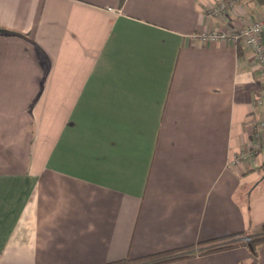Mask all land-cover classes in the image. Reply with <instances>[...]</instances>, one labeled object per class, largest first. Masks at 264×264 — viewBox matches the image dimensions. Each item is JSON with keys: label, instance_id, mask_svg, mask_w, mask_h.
<instances>
[{"label": "crops", "instance_id": "obj_1", "mask_svg": "<svg viewBox=\"0 0 264 264\" xmlns=\"http://www.w3.org/2000/svg\"><path fill=\"white\" fill-rule=\"evenodd\" d=\"M262 18L243 0H0V27L20 34L0 32V264H104L257 235L264 156L232 161L264 119V76L242 41L201 35Z\"/></svg>", "mask_w": 264, "mask_h": 264}, {"label": "built area", "instance_id": "obj_2", "mask_svg": "<svg viewBox=\"0 0 264 264\" xmlns=\"http://www.w3.org/2000/svg\"><path fill=\"white\" fill-rule=\"evenodd\" d=\"M228 9V4L221 2L213 9L214 15H221ZM264 18L256 20L247 26L240 29L236 34L227 36L217 32L211 34H202L201 39L206 41L213 40H228L231 38L234 42L242 41L246 44L251 52L254 54L261 74L264 76ZM257 106L264 108V96L257 100ZM253 145L245 153L234 158L233 164H238L253 158L255 154H262L264 156V119L253 123Z\"/></svg>", "mask_w": 264, "mask_h": 264}, {"label": "trees", "instance_id": "obj_3", "mask_svg": "<svg viewBox=\"0 0 264 264\" xmlns=\"http://www.w3.org/2000/svg\"><path fill=\"white\" fill-rule=\"evenodd\" d=\"M243 1H251L257 3L259 6L264 7V0H243ZM0 32H4L10 35H20L19 33L5 29L0 27ZM263 42H264V35H263ZM264 171V169H263ZM264 173V172H263ZM223 243H220L215 246H208L205 248H197V249H183L180 251H172L168 253L157 254L150 257H143L139 259H131V258H124L120 260H115L111 262H107L104 264H167L183 259L192 258L198 255H205L209 253L219 252L226 249H232L237 247H247L252 256V264H256V257L258 248L264 244V225L260 227L259 232L257 235L252 236L248 239H243V237H227L224 239Z\"/></svg>", "mask_w": 264, "mask_h": 264}]
</instances>
